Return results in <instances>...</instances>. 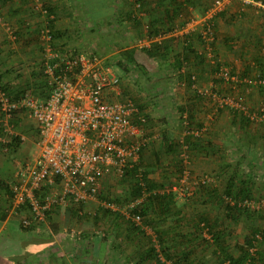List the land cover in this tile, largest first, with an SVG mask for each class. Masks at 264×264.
Instances as JSON below:
<instances>
[{
	"label": "rangeland",
	"instance_id": "374dc122",
	"mask_svg": "<svg viewBox=\"0 0 264 264\" xmlns=\"http://www.w3.org/2000/svg\"><path fill=\"white\" fill-rule=\"evenodd\" d=\"M34 1H37L35 6ZM213 1L195 2L192 17H198L197 20L201 18ZM88 2L85 3L87 6L92 4L97 7L96 14L100 12L101 4L91 0ZM44 5L54 7L55 10L48 19L42 7ZM70 6L75 8V20L69 18L67 11H61V0H0V87L9 91V95L18 96L29 91L41 99L45 97L41 71L44 51L40 32L45 28L50 30L48 20L51 19L54 21L53 31L66 30L67 33L62 38H68L64 43V46H68L67 50L76 43L78 53L75 54H95L104 61L109 70L121 77L120 93L115 99H130L144 113L147 112L146 108H153L158 119L154 131L144 135L146 144L139 160L140 171L148 175L149 184L158 192L171 186L180 187L178 184L183 171L188 172L187 184L182 186L185 191L180 196L175 193L158 194L167 200L156 202L145 217L148 221L145 222L141 216L137 224L132 222V214L127 209L140 197L131 194L136 178L130 171L121 178L106 177L99 194L91 200L90 205L84 206L83 213L79 216L72 215L67 208L58 209L55 215L50 216V220L47 217L45 224L33 232H28L21 231L20 217L11 215L18 224V234L22 238L19 241L13 233L11 236L6 233L4 238H0V264H156L153 259L143 263L138 261L150 245L162 264H172L162 253V247L168 248L166 254L170 258L188 254L191 264L195 260L202 264H216L220 260H223L222 264H231L223 259V252L232 256L238 255V245L242 243L248 227L257 225L264 228V217H258L259 214L264 216V123L250 119L244 124L241 120L244 112L246 115L264 114V0H249L247 3L242 0H226L222 15L212 20L215 29L209 56H206L198 31L190 35L196 40L201 52H204L203 60L207 62L208 78H194L189 84H185V96L200 98L205 106L201 107L200 113L197 112V121L194 117H187L188 112L192 113L191 106L184 107L183 112L186 113L181 115L183 124L176 122L177 101L174 97L176 92L182 93L184 86L181 83L176 85L174 78L170 81V78H134L133 75L132 78L125 77L129 70L122 60V49L138 48V40L145 35L139 28L143 25L141 17L139 19L134 16V21L126 18L111 19L109 26L99 27L87 18L85 11L77 9L75 4ZM117 6L123 9L130 7L125 3ZM176 23L181 25L179 21ZM71 25H75L73 32L63 29ZM132 28L135 33L131 34ZM52 40V49L55 52H67L61 49V36L52 37ZM222 69L230 77L222 78ZM174 86L176 90H173ZM198 90L207 93L201 97ZM209 94H214L215 98H227L229 101L219 106L214 99L208 97ZM238 104L243 110L236 107ZM19 113L23 112L14 113L7 122L1 121L0 115V137L10 141L6 152L0 145V164L3 165L0 168V181L6 180L8 187L13 180L16 164L33 159L37 150L33 145L25 156L23 151H18L25 142L22 136L26 138L23 127L30 129L33 126L25 113L27 122L22 125ZM16 114L18 121L14 118ZM204 123L216 130H223V145H220V149L216 151V147L211 145L206 148V157L208 152L213 157L217 154L220 157L218 166L222 168L219 175L216 174V168L213 171L207 168L211 166V161L207 163L194 154L191 156L190 147L185 152L178 148L172 154L166 153L160 147L161 137L157 133H161L162 128L172 132L182 130L184 135L186 131H199ZM204 134L200 138H206ZM15 136L19 138V142L12 143ZM185 136L190 137V134ZM213 141L216 142V134ZM182 151L187 156L185 160L180 157ZM7 165L12 168L11 173L8 172ZM202 177H208L210 181L206 185H200L198 182ZM230 178L234 185L242 183L251 189L249 198L240 200L238 197L235 201L230 199L233 205L235 203L242 209L248 208L249 217L234 212L229 217L226 216L224 206L229 197L221 194V191ZM213 191L218 192L216 194L219 198L213 195ZM146 198L140 204L145 203ZM8 202V197L0 191L1 211L7 209ZM107 204L112 205L114 210L107 207ZM104 210L114 214H106L102 212ZM202 215L214 223L212 228L205 227L199 221ZM95 216L97 220L94 222ZM217 230L225 234L223 251L212 241V232H218ZM34 239L40 240L34 244L38 246L35 254L29 253L25 257L26 251L22 253V247L19 250L22 259L10 258L7 250L14 248L16 244L18 248L23 245L27 248ZM261 244L264 248V239L258 235L249 249V255H254ZM260 263L263 264L264 261Z\"/></svg>",
	"mask_w": 264,
	"mask_h": 264
},
{
	"label": "built area",
	"instance_id": "2783aa9c",
	"mask_svg": "<svg viewBox=\"0 0 264 264\" xmlns=\"http://www.w3.org/2000/svg\"><path fill=\"white\" fill-rule=\"evenodd\" d=\"M129 2L133 6V15L140 18L139 0ZM225 3L226 0H214L200 19L189 20L181 27L175 25L168 35L146 34L138 40L137 47L148 48L166 36L189 33L197 25L200 40L209 56L214 39L212 20L223 11ZM40 38L44 51L41 71L45 97L41 99L29 91L18 96L9 95L0 87L1 121L7 122L14 113L23 112L34 121L38 133L35 157L16 164L9 185L8 214L20 217V226L24 229H38L45 224L53 208H78L93 200L106 177L121 178L139 163L140 150L146 144L143 133L145 118L138 106L130 99H115L120 93L122 79L95 54L55 52L48 28L40 32ZM227 73L220 70L224 78L229 77ZM197 93L205 95L207 92L198 90ZM209 95L219 106L229 101ZM236 107L243 110L240 104ZM246 116L264 123L263 113ZM9 142L0 137L3 151L6 152ZM181 157L183 160L187 158L183 154ZM140 177L138 169L135 178L142 188L141 195L128 206L129 210L140 205L150 193L180 196L185 191L182 186L187 184L188 172L183 171L178 184L180 187L171 186L161 192L147 193ZM209 181L208 177H202L198 183L206 185ZM227 203L233 205L230 199ZM106 206L114 210L112 205ZM78 213L81 214L80 211ZM140 218L138 214L131 216L135 224Z\"/></svg>",
	"mask_w": 264,
	"mask_h": 264
},
{
	"label": "crops",
	"instance_id": "0c3cea01",
	"mask_svg": "<svg viewBox=\"0 0 264 264\" xmlns=\"http://www.w3.org/2000/svg\"><path fill=\"white\" fill-rule=\"evenodd\" d=\"M93 3H98L101 4L100 7V12H98L97 15V7L92 5L91 6H87L85 3H89L88 0H61V11H67L66 14L69 15V18H71L72 20H75L77 18V16L75 15V8L73 6H70V4H75L77 9H82L83 11H85L87 13V18H89L92 22L95 23V26H109V22L111 19H121V18H126L127 17H131L132 14L129 15V13L131 11H133L131 4L129 3V0H91ZM34 6L37 4V1H34ZM195 2H202L205 3V0H142V16H141V21L143 23V25H141L140 31H142L145 35L147 34V31L150 29L148 27V23H152L155 22L157 20H161L164 18L165 16V10H169L170 12H175L178 11L179 12V16L183 19H190L192 21H196L198 17H192L193 13H194V6L193 4H195ZM129 4L130 7L129 8H119V4ZM69 4V5H68ZM120 9V10H119ZM209 9V6L207 8V10ZM206 13V11H204ZM132 13V12H131ZM97 15V16H96ZM67 19L68 16L66 17ZM62 19V18H61ZM140 19V18H139ZM200 19V18H199ZM102 21V22H101ZM104 23V24H103ZM123 24H125V22L123 21ZM129 24V23H127ZM75 25H71L67 26L63 29H68L69 32L72 30H75L74 27ZM128 29V28H127ZM130 29V28H129ZM194 29V27H193ZM199 27L197 26V28L195 27V30L190 31L189 33H185L187 34L186 38L188 39V44L190 46V48L194 51L195 54L190 55L185 62L182 61L184 53L183 52V46H185V41L183 40L185 38V36L183 37V35L180 34H175L174 36L176 37L175 41H173L170 45L169 48L167 49V55L165 57V60L163 61L161 58L155 59V61H148V60H137L134 53L136 52V49L130 50L132 49L131 47H126L122 49V60L123 62L126 64L127 69L129 70V72H127V75H125L126 78L131 77V75L134 76V78H170V81L173 79V82H175L176 85H178V83L184 86V89H181L182 93H175L174 97L177 101V107L176 112H177V116L178 119L176 120L177 123L182 122V124L184 123L183 120H181V115H185L186 112L181 111V109L183 110L184 107H188L187 105L191 106L192 113L191 116L192 118L197 121L198 119L196 118V115H198V113H200L201 111V107L205 106V103L203 101H201L200 98H191V96H185L187 95V92H185V84H189L188 81V76L189 74L191 75V78H201V80L203 78H208V72H207V62L205 60H203V54L204 52H201V48L199 47V45L197 43H195V39L193 37H190V35H194L196 34L195 31H198ZM131 34L132 32L135 33L134 29L132 28V30L130 31ZM141 32V33H142ZM139 33V32H137ZM194 33V34H192ZM143 34V35H144ZM72 35H75L74 33H72ZM144 35V36H145ZM68 37V34L66 35ZM74 37V36H72ZM74 39V38H73ZM68 40V38H62L61 37V49L67 51L66 53H73L75 54L76 52L78 53V46L76 43H74L71 47V49L67 50L66 47L68 46H64V43H66ZM259 40V39H258ZM63 44V45H62ZM72 51V52H69ZM182 53V54H181ZM140 56V54H139ZM207 56V53H206ZM178 59H175V58ZM141 59V58H140ZM182 61V64L180 65V62L178 61ZM132 72H134L132 74ZM115 73V72H114ZM121 78V77H120ZM132 78V77H131ZM192 79V80H193ZM173 84V83H172ZM192 87L194 88V85H192ZM179 89V88H178ZM173 90L175 89V86L173 88ZM172 93V91L170 92ZM174 99V100H175ZM200 100V101H199ZM146 113L148 114L150 121L148 126L145 127V131L143 132L144 135L150 131H154V125L156 120L158 119L157 117H155V112H153V108L151 107L150 109L146 108ZM199 111V112H198ZM198 112V113H197ZM18 113V112H17ZM200 115V114H199ZM20 119H21V124L24 125L26 120V117L24 116V113H19ZM17 117V118H16ZM25 117V118H24ZM176 117V116H173ZM14 118L18 121V114H16L14 116ZM30 119V118H29ZM31 122V124L33 125L32 127H30V129H25L23 126V132L26 135V138L24 136L23 139L25 142H23L20 147H19V152L23 153V156H25L31 149V147L33 145H35L36 148V141L38 139V133H37V128H36V124L34 123L33 120H29V123ZM178 125V124H177ZM21 126V125H20ZM215 126V125H214ZM218 127V126H217ZM214 130H216L215 127H211L208 124L204 123L200 126V134L198 130H194V131H186L185 134L187 135H192L191 141H193L194 143H197V148L195 150H192L191 146V156H193V154L200 159L201 161L204 162H212L211 166H207L208 169H210L211 171L215 170L216 168V174L219 175L220 174V169L222 168V166H218L219 165V156L218 154L216 156H212L210 152H208L207 157H206V148L207 146H212V147H216L215 150L218 151L220 149V145H223V139H222V132L223 130H216L215 133L213 132ZM166 132L168 135V138L170 139L171 143H173V151H171L170 153H176L178 148H181V144L183 137L185 136V134H182V130L180 132L178 131H170L169 129L166 128H162V132L157 133V135H159L161 137L162 133ZM207 134H204V133ZM201 134H204L206 136V138L202 137L200 138ZM216 134V142H214V136ZM173 135V136H172ZM197 138H195V137ZM211 136V137H210ZM186 138L189 136H185ZM196 139V140H195ZM160 147L161 149L164 150V146H163V142L162 139L160 138ZM221 142V144H220ZM180 146H178V144ZM159 147V148H160ZM223 147V146H221ZM165 151V150H164ZM212 152V151H211ZM222 153V152H221ZM183 154V153H182ZM181 154V155H182ZM180 155V157H181ZM215 159V160H211V159ZM3 165L0 164V168ZM8 168V172L11 173L12 168L9 167L7 165ZM8 173V174H9ZM5 179V178H3ZM1 179V180H3ZM10 180V179H9ZM8 180V181H9ZM5 182H7L6 180H3ZM105 187V186H104ZM218 193V192H217ZM91 201H87L85 203V205H90ZM84 205V206H85ZM19 227L17 222L15 221L14 218H11L10 215L7 213V216L4 220H0V238H4L3 235L6 234L7 236H11L10 234L13 233L16 236V239H19V241L21 240L22 236H20L18 234ZM40 241L39 239H34L32 242V244H29L26 248L25 245L20 246V248H18L17 244L14 246V248L7 250L8 255L11 256V259H22V254H20V249L22 247H24V249L22 250V253H24V256L26 257L27 254L29 253H36L38 248V246H34L35 242ZM57 242V241H56ZM26 248V250H25ZM20 250V251H19ZM10 264V263H9Z\"/></svg>",
	"mask_w": 264,
	"mask_h": 264
},
{
	"label": "trees",
	"instance_id": "16d2710c",
	"mask_svg": "<svg viewBox=\"0 0 264 264\" xmlns=\"http://www.w3.org/2000/svg\"><path fill=\"white\" fill-rule=\"evenodd\" d=\"M132 6V3L129 2ZM139 11L142 12L143 8H142V0H139ZM43 9L46 11L47 13V19L49 17V15L54 14V7H50L48 5H44L42 6ZM133 7V6H132ZM132 12V13H131ZM129 13L132 14L131 18L127 17L128 20H132L134 21L132 18H134V11H131ZM223 11L218 13L214 19H217V17H220L222 15ZM190 19L186 18V19H182L179 16V12L175 11V12H170L169 10H165V16L163 19L159 20V21H155L152 23H148V27L150 28L147 31V34L150 36H156L158 34H165L168 35L169 32L172 30V28L177 25L176 22H181V26H183L186 22H188ZM53 23L54 21H52L51 19L48 20V27L50 28L51 34L53 38H58L59 36L62 37V35H65L67 32L66 30H62L61 32H58L57 30H52L53 29ZM215 29V24L214 22L211 25V30L214 31ZM187 34H184L183 37L185 36V38L183 39L185 41V46H183V52L184 56L182 61L185 62L188 58H190L189 56L192 54H195L194 51L190 48L188 44V39L186 38ZM198 37L200 38L199 34ZM176 37L173 35L170 36H166L164 37L160 42H154L152 43L148 48H137L136 52L134 53L135 57L137 60H148V61H155V59L161 58L163 61L165 60V57L167 55V49L169 48V45L175 41ZM181 53V54H182ZM140 54V56H139ZM204 57V54H203ZM141 58V59H140ZM175 59H178L177 57ZM180 62V65L182 64V61L178 60ZM187 62V61H186ZM218 66V65H217ZM228 76L230 75L229 73H227ZM230 77V76H229ZM224 78V77H222ZM191 79V80H190ZM188 81L189 83L192 80L191 75L189 74L188 76ZM4 90L6 92L9 93V91H7L5 88ZM201 97H203L202 95H200ZM210 97V96H208ZM134 102V101H133ZM136 104V102H134ZM139 112L144 116L145 118V122L143 123V127L145 128L150 121L149 116L143 112L141 107H138ZM181 111H183L181 109ZM188 119H191L192 116L191 114L188 112L187 115ZM241 120L244 124L248 123L250 121V119L246 116V115H242ZM137 122V121H135ZM190 123V122H189ZM168 134L166 132L162 133L161 135V139L163 142V146H164V150L166 153H170L171 151H173V143H171L170 139L167 136ZM195 137V136H194ZM192 135H190V137L185 138L184 141H182L181 146L178 144V146L181 147V150H183V146H186V150L183 151H188L189 147L191 146L192 150H195L197 148V143L193 144V141H191ZM197 138V137H195ZM196 140V139H195ZM13 142H19V138L17 136L12 138V143ZM145 147V146H144ZM143 147V148H144ZM142 148V149H143ZM142 149L140 150V158L142 156ZM182 151V153H183ZM181 153V154H182ZM158 158V157H157ZM138 169H140V161L138 164H136L135 166H133V168H131L129 171L135 176L137 174ZM142 172V171H141ZM180 173H182V169H180ZM126 175V173H125ZM141 181L143 182L144 186H145V191L147 193H150L151 191H155L156 189L153 188V186L151 184H149L148 181V175H146L145 173L142 172L141 177H140ZM234 182L232 181V178L228 179L226 186L224 188V190L221 191V194L226 195V197H229V199L232 200H236V198L239 197L240 200H243L245 198H249L250 197V193H251V189L250 187L246 186L245 184L239 183L234 185ZM141 187L138 185L136 179L134 184L132 185V190H131V194L134 197L140 196L141 195ZM0 191H2L3 193H5V195L8 197V199H10V191H9V187L8 184L6 182L0 181ZM216 191H213V195H216V198H219V195L216 194ZM99 194V193H98ZM97 194V195H98ZM147 200L145 201V203H142L132 209H130V214H138L140 215V217L142 216L143 220L145 222H147L148 220L145 219V217H147L149 215V213L151 212V209L154 207V204L156 202H162V200H167L165 197L160 196L158 194H149L146 198ZM234 200V201H235ZM237 203V202H236ZM9 205H10V201L8 202L7 205V209H9ZM85 204L80 205L78 208L75 207H69L67 208L68 211H70V213L74 216H79L81 214H78V212L80 211V213L83 211ZM243 207V206H242ZM225 211H226V216L229 217L230 213H236V214H241V215H245V216H250L249 215V210L248 208L242 209L241 207H239L237 204L234 203L233 206H231L230 204L226 203L225 206ZM0 210V220H4L7 216V212L8 210ZM61 209V208H53L51 209V211L48 213V219L50 220V216H52L53 214L55 215L57 210ZM106 214H111L113 215L114 213L108 210H104L102 211ZM83 213V212H82ZM117 214L115 213V216ZM259 219H263V215L259 214L258 215ZM97 220V216H95L94 218V222ZM199 221H201L203 223V225L205 227H209L212 228L214 223L211 222L210 218H208L205 215L200 216ZM134 229L137 230L136 227H133ZM21 231H28V232H33L35 230V227H30L27 229H24L20 226ZM218 231V230H217ZM261 236L262 239H264V228H261L257 225H250L248 227L247 233L245 234V236L243 237L242 243L238 245L239 247V254L236 256H232L229 255L225 252L223 255V259L227 260L229 263L231 264H254L257 262V264H262L260 263V261H264V248L263 245L261 244V246H259V250L256 251V253L254 255H249V249L254 245V243L256 242L257 236ZM224 236L225 234L223 232H212V241L214 242L216 247H219L221 251H223V245L225 243L224 240ZM223 239V240H222ZM168 248H161L162 253L165 255V257L170 260L172 262V264H191V262L189 261V255L188 254H182L179 256H174L172 258H170L167 254H166V250ZM158 256H156L155 250L154 248L150 245L146 248V250L144 251V253L139 257L138 261L139 263H143L145 261H148L149 259H153L155 260L156 264H162L160 263L159 259L157 258ZM223 260H220L219 262H217L216 264H222ZM193 264H202L199 260H195L194 262H192ZM264 264V263H263Z\"/></svg>",
	"mask_w": 264,
	"mask_h": 264
}]
</instances>
